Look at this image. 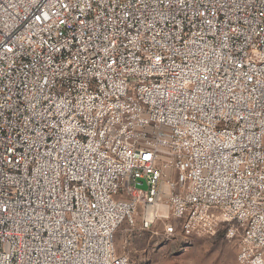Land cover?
<instances>
[{"label":"built area","instance_id":"2783aa9c","mask_svg":"<svg viewBox=\"0 0 264 264\" xmlns=\"http://www.w3.org/2000/svg\"><path fill=\"white\" fill-rule=\"evenodd\" d=\"M159 221L264 264V0H0V264Z\"/></svg>","mask_w":264,"mask_h":264},{"label":"rangeland","instance_id":"374dc122","mask_svg":"<svg viewBox=\"0 0 264 264\" xmlns=\"http://www.w3.org/2000/svg\"><path fill=\"white\" fill-rule=\"evenodd\" d=\"M162 228L163 221L149 231L123 222L114 236L117 254L131 264H237L236 242L222 231L177 243L163 239Z\"/></svg>","mask_w":264,"mask_h":264},{"label":"water","instance_id":"95a60500","mask_svg":"<svg viewBox=\"0 0 264 264\" xmlns=\"http://www.w3.org/2000/svg\"><path fill=\"white\" fill-rule=\"evenodd\" d=\"M141 188H142L143 190H146V189H147V187H146L144 184L141 186Z\"/></svg>","mask_w":264,"mask_h":264},{"label":"bare ground","instance_id":"6f19581e","mask_svg":"<svg viewBox=\"0 0 264 264\" xmlns=\"http://www.w3.org/2000/svg\"><path fill=\"white\" fill-rule=\"evenodd\" d=\"M160 209H162V208H160Z\"/></svg>","mask_w":264,"mask_h":264}]
</instances>
